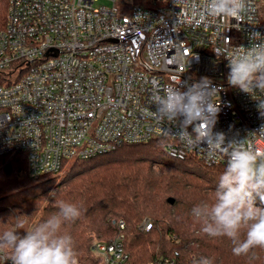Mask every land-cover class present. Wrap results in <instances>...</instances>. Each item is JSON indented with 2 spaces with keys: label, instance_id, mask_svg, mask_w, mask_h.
Masks as SVG:
<instances>
[{
  "label": "built area",
  "instance_id": "built-area-1",
  "mask_svg": "<svg viewBox=\"0 0 264 264\" xmlns=\"http://www.w3.org/2000/svg\"><path fill=\"white\" fill-rule=\"evenodd\" d=\"M110 1L8 0L0 27V157L23 156L37 181L60 176L71 161L152 141L179 161L226 165L227 146L213 151L206 142L189 143L178 123L151 116L153 92L186 89L204 77L218 89L213 131L264 151L258 97L229 86L228 61L218 54L253 46L251 33L264 35L260 0H247L239 21L192 19V5L202 13L204 0ZM113 224L117 236L95 239L93 253L100 264H129L126 224ZM140 228L149 232L151 220Z\"/></svg>",
  "mask_w": 264,
  "mask_h": 264
},
{
  "label": "trees",
  "instance_id": "trees-1",
  "mask_svg": "<svg viewBox=\"0 0 264 264\" xmlns=\"http://www.w3.org/2000/svg\"><path fill=\"white\" fill-rule=\"evenodd\" d=\"M7 4L8 0H0V27ZM225 166L173 159L159 141H152L75 161L63 178L37 181L30 178L23 156L0 157V233L11 229L17 217L30 230L57 213V201L62 200L81 209L80 217L61 229L73 238L78 264H100L92 242L94 238L112 241L118 234L114 220L126 224L129 264H156L164 259L192 264L201 256L213 264H264V248L237 256L230 239L209 237L201 230L203 222L193 215L194 207L214 201ZM256 205L264 207L259 199ZM146 218L152 222L149 232L140 228Z\"/></svg>",
  "mask_w": 264,
  "mask_h": 264
},
{
  "label": "clouds",
  "instance_id": "clouds-1",
  "mask_svg": "<svg viewBox=\"0 0 264 264\" xmlns=\"http://www.w3.org/2000/svg\"><path fill=\"white\" fill-rule=\"evenodd\" d=\"M192 7V19L199 15L204 19L223 17L239 21L247 9V0H204L202 13L196 5ZM249 38L257 42L218 54L228 61L229 86L258 97L257 108L264 116V35L254 32ZM217 93L207 77L186 89L179 85L166 87L152 93L150 104L156 111H151V116L161 123H178V135L189 143L206 142L213 151L228 147L214 201L197 205L193 215L203 222L201 230L209 237L230 239L233 253L239 256L257 247L264 248V207L256 205L257 199L264 205V151L247 146L244 140L226 142L224 133L213 131L220 111V104L212 100ZM57 207V213L30 230H25L24 221L17 217L11 229L0 233V260L11 264H78L73 238L61 229L65 222L79 218L81 209L62 200L57 201ZM192 264L213 261L201 256L194 258Z\"/></svg>",
  "mask_w": 264,
  "mask_h": 264
},
{
  "label": "rangeland",
  "instance_id": "rangeland-1",
  "mask_svg": "<svg viewBox=\"0 0 264 264\" xmlns=\"http://www.w3.org/2000/svg\"><path fill=\"white\" fill-rule=\"evenodd\" d=\"M96 6H112V2L110 0H99V2L97 3ZM261 6H262V16H264V0H261ZM73 163H74L73 161L69 162L68 166L65 169V171L63 172V174L58 176V178H63L69 172V170L72 168ZM53 192H55V191H53ZM95 239H97V238H94L93 241Z\"/></svg>",
  "mask_w": 264,
  "mask_h": 264
},
{
  "label": "water",
  "instance_id": "water-1",
  "mask_svg": "<svg viewBox=\"0 0 264 264\" xmlns=\"http://www.w3.org/2000/svg\"><path fill=\"white\" fill-rule=\"evenodd\" d=\"M169 202H170L171 204H173V203H174V199H169Z\"/></svg>",
  "mask_w": 264,
  "mask_h": 264
}]
</instances>
